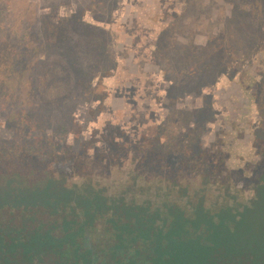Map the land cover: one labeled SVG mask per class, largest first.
<instances>
[{"label": "rangeland", "instance_id": "obj_1", "mask_svg": "<svg viewBox=\"0 0 264 264\" xmlns=\"http://www.w3.org/2000/svg\"><path fill=\"white\" fill-rule=\"evenodd\" d=\"M257 138L264 0H0L4 155L73 153L76 180L113 192L136 169L145 187L195 188L219 160L251 177ZM208 198L224 199L216 187Z\"/></svg>", "mask_w": 264, "mask_h": 264}, {"label": "trees", "instance_id": "obj_2", "mask_svg": "<svg viewBox=\"0 0 264 264\" xmlns=\"http://www.w3.org/2000/svg\"><path fill=\"white\" fill-rule=\"evenodd\" d=\"M100 86L95 92L104 99ZM2 146L0 141V264H49L50 253L53 264H69L80 253L64 246H80L86 227L111 215L117 216L107 220L108 229L118 232L117 248H148V264H264V138L254 142L258 158L245 181L237 182L219 160L206 172L203 188L192 192L182 182L179 203L166 199L156 207L129 201L125 193L111 195L91 179L76 180L84 165L73 153L14 157ZM168 180L171 193L180 181ZM211 183H220L222 204L208 203Z\"/></svg>", "mask_w": 264, "mask_h": 264}, {"label": "flooded vegetation", "instance_id": "obj_3", "mask_svg": "<svg viewBox=\"0 0 264 264\" xmlns=\"http://www.w3.org/2000/svg\"><path fill=\"white\" fill-rule=\"evenodd\" d=\"M164 151H161L158 153V155L161 157H165ZM180 158V156H176ZM162 162V161H161ZM164 163V161H163ZM178 165V164H177ZM177 165H174L175 167ZM171 168H174L171 166ZM140 171L136 169L135 171L133 170L131 172V181L130 183H123L119 191H110L108 188L105 186H100V184L95 183L99 186V188H104L108 190L111 195H116V196H126L127 199L133 200L137 199L142 202H150L152 206H159L164 203V201L167 199L170 202H175L179 203L181 201L180 195L177 197V192L180 191L179 186L181 185L182 182H179L178 185H176L175 189L173 192L168 193V191L173 187L172 181H167L164 182L162 181L161 187H159V182L157 183H152L149 184L147 187L143 184V177H140L139 175ZM218 183L217 184H209L211 186V191L213 188H218ZM201 188L204 187V183H202ZM198 186L195 188H192V192L200 190ZM148 189H157L158 191H163V200L159 203H154L152 199H147L148 197H143V192L142 190H148ZM217 202L223 203L224 199L221 201H216L214 203L209 204L214 205ZM113 217L117 218V216H106L103 217L97 222L92 225V226H87L86 229L83 232V235L81 238L78 239L80 242V246H71V245H65L64 250H68L71 253H73L77 248H78V253L80 255L78 258H70L69 264H132L131 260H136L137 264H144L147 262V257H148V248L141 246V245H130L126 248H117L116 243H117V231L113 228L108 229L109 225L107 224V220L109 218L113 219ZM53 227V221L52 217L49 216V230L52 229ZM51 252V249L49 250ZM53 256L52 253L49 254V264H53Z\"/></svg>", "mask_w": 264, "mask_h": 264}]
</instances>
